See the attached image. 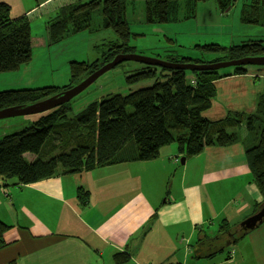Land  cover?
<instances>
[{
  "label": "crops",
  "instance_id": "obj_1",
  "mask_svg": "<svg viewBox=\"0 0 264 264\" xmlns=\"http://www.w3.org/2000/svg\"><path fill=\"white\" fill-rule=\"evenodd\" d=\"M75 1L0 0V4L9 7L10 20L27 17L30 26L35 14L46 17L48 39L58 8ZM101 20L100 12L98 30ZM132 34L137 41L143 36ZM103 40L105 45L117 38ZM130 46L140 50V45ZM62 75L69 76L67 66ZM38 79L28 86L58 84L40 86ZM47 80L54 82L52 77ZM213 84L215 97L202 113L204 118L218 122L229 113L249 116L264 93V67H249L243 75L219 77ZM70 153L74 157L67 160L65 153L60 169L82 167L78 153ZM180 159L177 145L170 144L151 161L58 174L30 185L0 179V220L9 226L0 264H116L114 256L121 253L129 255L125 264H264V221L246 233L239 230L263 202L243 144L207 147L183 164ZM79 189L88 194L83 205Z\"/></svg>",
  "mask_w": 264,
  "mask_h": 264
},
{
  "label": "trees",
  "instance_id": "obj_2",
  "mask_svg": "<svg viewBox=\"0 0 264 264\" xmlns=\"http://www.w3.org/2000/svg\"><path fill=\"white\" fill-rule=\"evenodd\" d=\"M97 1L101 7L100 25L102 28L112 29L117 38L115 43H107L110 46L105 51H100L99 58L91 63L71 61L70 82L67 85L28 86L1 91L0 111L34 103L69 89L119 54H142L153 58L160 55V60L181 65H208L264 56V38L227 47L216 44L194 45L193 48L200 53L214 55V58L206 61L201 56L192 58L182 54L183 50L173 51L169 48H154L153 54L149 56L142 50L131 47L129 43L134 34L130 32L126 19V1L133 3L136 0ZM208 1L210 0H145L144 21L158 24L182 23L194 19L197 5ZM214 2L217 11L223 14L233 7L235 0ZM69 5L59 9L50 23L47 45L56 44L78 30L91 28L87 13L80 12L82 4L74 3L72 8ZM263 13L264 0H251L242 10L241 21L245 24L263 25ZM89 14L91 18V13ZM67 19H74V25L77 22L76 29L67 23ZM169 52L175 53L177 57L165 58ZM32 54L30 19L23 17L10 20L9 7L0 4V72L18 70L21 65L31 61ZM124 63L136 62L121 64ZM137 64L140 68L125 77L126 85L132 87L152 81L151 86L135 89L125 95L102 97L73 116L70 115V104L66 103L46 113L16 118L13 124L0 127V179H17L19 184L30 185L58 174L67 175L115 164L151 161L158 157L163 147L170 144H176L181 158L186 160L200 154L207 147L242 143L247 166L263 197V204L264 93L257 99L256 111L249 116L231 113L218 122H209L202 116L215 97L213 82L230 74L243 75L246 68L239 66L224 71H188ZM240 115L245 117L244 127H241ZM71 149L78 153L83 165L62 170L61 157ZM77 197L83 205L88 194L79 189ZM8 227L0 220V249L6 245L3 235ZM113 260L116 264H125L129 261V255L117 254Z\"/></svg>",
  "mask_w": 264,
  "mask_h": 264
},
{
  "label": "rangeland",
  "instance_id": "obj_3",
  "mask_svg": "<svg viewBox=\"0 0 264 264\" xmlns=\"http://www.w3.org/2000/svg\"><path fill=\"white\" fill-rule=\"evenodd\" d=\"M86 1L88 0H85L84 3ZM250 1L235 0L233 7L227 13L222 14L217 11L214 0H211L197 5L194 19L182 23L167 24L146 23L144 21L145 0H136L133 3L126 1L125 9H127L130 31L132 33L143 34L138 41L136 36H132L129 43L131 45H140L139 49L146 51V54L149 56L153 54L154 48L152 47H155L158 50L163 48H169L173 51L183 50L182 54L192 58L201 56L205 61L209 60V58H214V55L202 54L193 48V46L205 44H216L221 47L234 46L240 45L243 42L264 38V24H245L241 21L242 10ZM77 2L78 0L74 3ZM69 4H67L69 5L68 7L72 8V3ZM53 7L54 5H51L48 9ZM65 7L66 4H63L58 10ZM100 8V2L97 0L82 5L80 12L87 13L88 18L91 20V28L83 29L78 33H72L69 37L53 45L49 43L47 45L46 43V28L44 23L46 17L43 15L38 17V14H35L32 17L33 22L31 24L33 64L29 65L30 63H27V65H21V71L0 72V92L27 87L31 83V80L35 78H39L37 83H42L40 86L57 83L56 86L60 87L67 85L70 82L69 76L62 75L65 66H67L69 71L68 64L71 61H94L96 57L100 56V51H105L110 46V44L102 45L103 39H114L116 37L110 28H100L98 30V22L96 21L99 19ZM88 12L91 13V18ZM83 17H85L84 14ZM141 17H143L144 21L142 23L139 22ZM74 22V19H67V23L76 29L77 22L75 25ZM67 32H69V29ZM43 43H45V46ZM159 56L157 57L159 58ZM166 56L167 58L169 56L177 57L172 52L167 53L164 57L166 58ZM136 68H140V65L137 63H124L101 76L94 84L69 102L71 108L70 115L73 116L81 112L87 105L93 101H98L102 97L114 94L125 95L135 89L151 86L152 81H145L132 87L126 85L125 77L128 73L137 70ZM46 77L47 79L52 77L54 82H50ZM244 116L240 115L242 119L241 127L245 126ZM14 122H16V118L0 120V127H6L9 123L13 124ZM254 133L256 134L257 132L255 131ZM71 150L73 151V149ZM70 152L66 153V155H69V158L65 157L67 160L74 157V153Z\"/></svg>",
  "mask_w": 264,
  "mask_h": 264
},
{
  "label": "water",
  "instance_id": "obj_4",
  "mask_svg": "<svg viewBox=\"0 0 264 264\" xmlns=\"http://www.w3.org/2000/svg\"><path fill=\"white\" fill-rule=\"evenodd\" d=\"M123 62H136L145 65L162 67L168 69H181L188 71H219L225 69H231L239 66H264V56L257 57H245L236 61H223L208 65H194V64H172L160 60L158 58L148 57L142 54H119L116 55L111 61L104 64L102 67L91 73L82 81L72 86L69 89L56 93L43 100L18 105L10 108H6L0 111V120L20 118L25 116L37 115L46 113L58 106L71 102L75 97L84 92L92 84H94L101 76L112 70L117 65ZM2 128V127H1ZM0 128V129H1ZM185 158L180 159V163L183 164ZM264 221V203L260 206L257 212L250 217L246 218L239 224V230L246 233L256 228Z\"/></svg>",
  "mask_w": 264,
  "mask_h": 264
},
{
  "label": "bare ground",
  "instance_id": "obj_5",
  "mask_svg": "<svg viewBox=\"0 0 264 264\" xmlns=\"http://www.w3.org/2000/svg\"><path fill=\"white\" fill-rule=\"evenodd\" d=\"M238 60V59H237ZM230 61H236V60H230ZM246 68V70L249 68V67H264V66H244ZM233 69V68H231ZM231 69H225V70H231ZM219 71H224V70H219ZM37 102V101H36Z\"/></svg>",
  "mask_w": 264,
  "mask_h": 264
},
{
  "label": "built area",
  "instance_id": "obj_6",
  "mask_svg": "<svg viewBox=\"0 0 264 264\" xmlns=\"http://www.w3.org/2000/svg\"><path fill=\"white\" fill-rule=\"evenodd\" d=\"M191 83H193V81Z\"/></svg>",
  "mask_w": 264,
  "mask_h": 264
}]
</instances>
